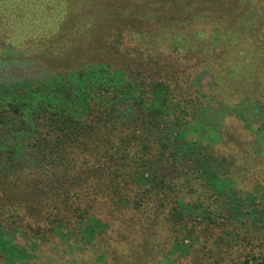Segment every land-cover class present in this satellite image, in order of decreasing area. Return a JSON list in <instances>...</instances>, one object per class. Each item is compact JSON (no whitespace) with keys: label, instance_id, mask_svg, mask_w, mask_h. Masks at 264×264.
Instances as JSON below:
<instances>
[{"label":"trees","instance_id":"16d2710c","mask_svg":"<svg viewBox=\"0 0 264 264\" xmlns=\"http://www.w3.org/2000/svg\"><path fill=\"white\" fill-rule=\"evenodd\" d=\"M52 2L58 10L43 13ZM90 2L76 0L81 13L63 26L61 0H0L23 7L41 39L15 36L0 65L46 60L0 72L3 264H162L150 232L159 241L166 229L171 264H204L198 245L210 234L238 239L247 221L263 242L235 264H264V199L233 172L249 132L264 142V121L247 115L264 107V0H110L101 11ZM46 243H79L69 259H83L64 261ZM218 249L216 264L227 255Z\"/></svg>","mask_w":264,"mask_h":264},{"label":"rangeland","instance_id":"374dc122","mask_svg":"<svg viewBox=\"0 0 264 264\" xmlns=\"http://www.w3.org/2000/svg\"><path fill=\"white\" fill-rule=\"evenodd\" d=\"M62 2H64L66 4L67 10H68V16L65 18V23L63 24V26H65L66 24H71L73 21H75L77 19V17H79L80 13H81V9L83 6H81L79 8V10H73L74 5L76 4V0H61ZM110 0H91L90 4H88V7L90 9H99L101 11L102 8H108L109 2ZM55 2L49 3L47 4L44 8L41 9V11L43 13H47L50 14L54 9L58 10V8L54 7ZM13 3L10 5V7L8 8H2V6L0 5V51L2 48L6 47L9 45L10 40L16 38L15 36H21L24 37L22 35H25V31H28V35L32 38L30 41H28V44H33L34 47H36L35 45L41 42V39H39V37H34L33 35H31V33H37V30L34 28V23L31 22L29 20L30 16L26 13V11H24L23 7H20L19 9L15 10V8L13 7ZM51 8L52 10L49 11L47 10V8ZM39 9L36 10V15H34L33 20L36 23V19L37 17L40 16V12ZM29 12V11H27ZM41 12V13H42ZM23 17H26L28 20V23L23 19ZM44 19L46 21L49 22V18L46 17V15L44 16ZM24 27H27V29H24ZM32 28V32L31 29ZM69 32L66 31V35ZM27 35V36H28ZM58 35H63V31L58 34H56V38H58ZM55 38H53L54 40ZM43 41V40H42ZM55 42H58V40H54ZM54 41H51L50 45L53 44ZM77 48L78 50H80L81 46H80V42H78L77 44ZM17 52V51H16ZM13 53L14 55H19L17 53ZM21 57H22V53H21ZM30 57H32L30 60L31 62H26L24 61L23 63H21L19 66H13L10 67V70L8 69V67L3 66L2 64L0 65V72L5 75L10 74L9 71H11V73H16V74H23V73H30V68L32 69V71H36L37 67L36 66H40L41 62L43 65H45L46 60L45 58H40V56L38 55H34L33 53L30 54ZM11 59L10 57H6ZM55 60L51 59V64H47L50 65V69H52V71H58V65H56V63L60 60H58L56 63L52 62ZM48 62V61H47ZM9 63V65H13V63L11 62H7ZM59 63V62H58ZM23 65V66H22ZM208 77L205 76H201L198 79H196V81L199 82V84H203L204 82H207ZM215 94V93H214ZM223 101V100H222ZM224 102V101H223ZM225 104H227L226 102H224ZM259 107V106H258ZM230 107H223V109L219 110V111H223V110H227ZM260 110L257 108V110H250L248 112V122L253 125V123L255 124H259L261 122V120L264 121V107H263V112H262V106L259 107ZM218 111V114H220L221 112ZM239 111L242 112V108H239ZM250 135H254L253 138H251L249 141L250 143L253 145L252 147H247L245 145L241 146L243 148V152L240 154V161H237V166L235 169H233V172L235 174L236 171V176H237V187L239 189H241L242 191L246 192H252L254 195L258 194V196H260V198L262 197V199H264V142H260L258 141V137L254 134V132H249ZM261 136L264 137V132H262L260 134ZM260 140V138H259ZM227 150V148H219V152L218 155H222L224 154V152ZM222 153V154H221ZM232 153H233V157L235 156V150L234 148L232 149ZM226 154H229V151L227 150ZM235 158V157H234ZM212 227H217L216 225L211 224L210 228ZM215 229V228H214ZM212 229V234H216L217 232L222 233L223 231H219L220 229ZM170 232V234H169ZM210 233V231H208ZM237 232L239 233V238L235 239L232 236H230V234L228 233H223V234H217L214 235V237H211L212 235L210 234L208 239L207 236L205 237V240L207 239L206 242H203L201 245L199 244L197 248L198 249V253H201L200 256H205V263L204 264H216L213 261L215 260L216 262L218 261L216 259V255L218 252V248H222L223 249V253L227 254L224 256V258H222V262L219 261L218 264H235L238 261V255L246 248L247 251H251V250H255L256 246L259 245V243L263 242V240H259V238L255 235L256 232L255 230H253V226H252V222L251 221H247L245 223H243L242 225L237 227ZM160 233L157 232V230H153L150 232L151 238L150 239V249L153 251V249L155 250L156 254L158 252H160V262L162 261V264H171V263H176V261H174V259H172L171 256H169V259H167V254L170 252L171 248L173 247V239L172 237V232L170 229H166L164 231L163 234H165V237L162 240H157L158 239V235ZM148 233H144V236H140V238L142 239V242H140L141 246L143 247L145 244V239L147 238ZM249 240H251V243H249ZM202 241H204V239L202 238ZM24 243V241H21ZM201 242V241H200ZM32 242L30 241H26V245L28 247H32ZM79 243L73 244L72 247H67V246H54L52 243L47 244L46 243V247L51 254H56L61 256V258L63 256H67L68 259L70 257H73L72 254L71 256L68 254L69 253V248H74L76 249L78 247ZM164 245H168L169 249L164 246ZM230 246H234V248L230 247ZM71 250V249H70ZM212 251V252H211ZM90 252V256L87 260H93L95 261L96 258L99 255V251L93 249V250H89ZM82 255L81 253H77L74 257V259H66L68 261L74 262L75 258L77 259L76 262H78V259L80 261H82ZM191 255H195L194 252ZM253 255V254H252ZM227 257V259H226ZM95 259V260H94ZM225 259V260H224ZM62 260H64L62 258ZM65 261V260H64ZM0 264H3V261L0 258ZM78 264V263H77ZM241 264V262H240Z\"/></svg>","mask_w":264,"mask_h":264}]
</instances>
